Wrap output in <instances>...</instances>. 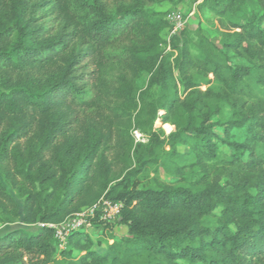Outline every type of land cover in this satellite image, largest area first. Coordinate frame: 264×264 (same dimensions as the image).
<instances>
[{
  "label": "trees",
  "instance_id": "16d2710c",
  "mask_svg": "<svg viewBox=\"0 0 264 264\" xmlns=\"http://www.w3.org/2000/svg\"><path fill=\"white\" fill-rule=\"evenodd\" d=\"M176 4L0 0V224H59L105 198L122 203L118 218L91 224L104 233L122 224L128 233L99 251L84 229L72 232L60 250L68 264H264V100L254 90H264V0L199 3V12L229 28L225 49L214 51L201 37L200 55L186 26L160 49ZM146 69L148 87L163 92L159 105L139 93ZM212 97L239 118L213 121ZM179 107L188 121L167 143L189 146L193 162L177 166L173 180L130 186V177L156 162L131 167L130 128H142L144 115L152 125L159 108L168 123ZM221 146L231 150L224 158ZM187 167L201 177L187 182ZM57 253L49 226L0 236V264H54Z\"/></svg>",
  "mask_w": 264,
  "mask_h": 264
},
{
  "label": "rangeland",
  "instance_id": "374dc122",
  "mask_svg": "<svg viewBox=\"0 0 264 264\" xmlns=\"http://www.w3.org/2000/svg\"><path fill=\"white\" fill-rule=\"evenodd\" d=\"M177 4L172 6L170 11L167 13H180L185 19V26L190 30V36L193 40L191 45V50L194 54L200 55L201 48L199 46V41L201 37L207 38L206 46L214 51L219 49H225L223 46L227 36L226 33L229 32V28L227 27V22L219 21V19L210 11L205 10L204 12L198 11V4L203 0H175ZM107 2L114 6L118 0H107ZM171 30L166 29L161 32V37L165 43L160 46L161 50L169 49V40L172 37ZM167 42V44H166ZM233 60L238 61L241 57L237 56V53H230ZM178 74V71H176ZM151 77V72L146 69L141 71L137 84L139 88V93L144 92V98L147 101L156 102L157 105L163 102V92L159 88L158 85H153L149 88V79ZM198 81H202L201 77H197ZM251 85L254 86V82H251ZM211 86V85H210ZM215 85L212 84L211 87L216 91L218 90ZM206 85L202 87V89H206ZM257 98L260 100H264V90L256 87ZM256 98V99H257ZM252 101H256L253 98ZM209 108L215 109L219 108V113H215L213 116V121L215 120H236L239 118V113L235 110L231 109L229 104H226L222 101H218L215 97L209 99ZM139 108L134 109L133 113L136 114ZM165 110L162 108L158 109L157 117L154 120L153 124H150V120L148 117L144 115V126L142 128L136 127L134 124L130 128V134L134 139V147L131 150V167H139L141 161L143 160H156L154 164L148 167V169L143 170L140 173L135 174L130 177V186L137 185L138 188H148L154 184L155 179H160L163 181L173 180L178 178L179 175L176 174L177 166H188L193 162L194 155L190 153V147L185 144H178L176 149H172L168 145L167 136L177 130V125L179 127H185L188 121V112L185 108L179 107L175 113L169 115L170 122L163 124L162 116L165 115ZM193 114L197 115V111H194ZM89 116H96L95 111H89ZM104 122V121H103ZM113 130L116 131V128L113 125ZM135 131H138L137 135H140V138L136 136ZM240 137V136H238ZM153 139L155 142H160L158 145L152 143L149 144L150 140ZM143 142V145L136 150V145L139 142ZM231 150L227 146H221L219 151V158H224L225 154L230 153ZM119 168L117 172H119ZM202 175V172L199 168H191L187 167L184 169V176L187 182H194L198 180ZM0 179L5 180L0 173ZM12 193L16 197V200L19 204L20 211L22 212V200L17 197V193L12 190ZM86 208V207H84ZM220 208L217 209V213L220 212ZM114 222V221H113ZM17 228H26L30 232H35L38 230L34 225H27L23 223L21 220L8 223V224H0V236L6 234L7 232L17 229ZM84 231L89 234L90 238L94 241V248L102 251L106 248L107 244L113 243L114 239L121 238L128 233V228L126 225H118L116 224L111 231H107L104 233L101 226H96L95 224H91L89 227L84 228ZM59 242V241H58ZM60 243V242H59ZM65 247H60L59 244V253H57L54 264H68L66 258L60 255V250L66 249ZM76 254L79 256L84 255L85 251H78ZM152 261L147 259H139L133 261L131 264H151Z\"/></svg>",
  "mask_w": 264,
  "mask_h": 264
},
{
  "label": "built area",
  "instance_id": "2783aa9c",
  "mask_svg": "<svg viewBox=\"0 0 264 264\" xmlns=\"http://www.w3.org/2000/svg\"><path fill=\"white\" fill-rule=\"evenodd\" d=\"M167 19L172 25V34L178 33L185 26L186 21L180 13H169ZM137 133L138 131H135L136 136L140 138V135H137ZM121 208V202H113L109 199L101 198L92 206L83 208L59 224L38 223L34 226L36 228L43 226L54 228L55 237L60 242V247L63 248L66 246L68 237L72 232L89 227L92 223V220L97 217L99 220L113 222L118 218Z\"/></svg>",
  "mask_w": 264,
  "mask_h": 264
}]
</instances>
